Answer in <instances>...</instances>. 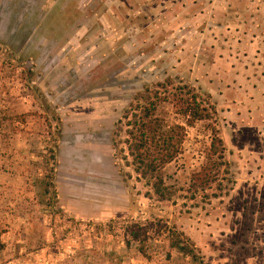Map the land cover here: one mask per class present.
<instances>
[{"label": "rangeland", "instance_id": "rangeland-1", "mask_svg": "<svg viewBox=\"0 0 264 264\" xmlns=\"http://www.w3.org/2000/svg\"><path fill=\"white\" fill-rule=\"evenodd\" d=\"M164 79L216 105L230 189L187 196L205 121L171 200L127 163L119 119ZM168 229L199 264H264V0H0V264H197Z\"/></svg>", "mask_w": 264, "mask_h": 264}, {"label": "trees", "instance_id": "trees-1", "mask_svg": "<svg viewBox=\"0 0 264 264\" xmlns=\"http://www.w3.org/2000/svg\"><path fill=\"white\" fill-rule=\"evenodd\" d=\"M217 115L218 110L210 96L182 80L164 79L147 84L134 96L120 118L127 136L125 159L158 199L171 200L177 193L174 186L166 183L165 168L183 152L188 128L198 121L206 122L210 143L203 164L191 174L187 196L191 199L200 194L210 197L209 191L216 196L231 188L225 184V180L230 181V162ZM126 235L127 243L137 240L141 244L140 251L147 256L141 230L129 228ZM166 236L171 247L194 263H200L199 255L183 233L168 229ZM3 247L0 237V250Z\"/></svg>", "mask_w": 264, "mask_h": 264}, {"label": "flooded vegetation", "instance_id": "flooded-vegetation-1", "mask_svg": "<svg viewBox=\"0 0 264 264\" xmlns=\"http://www.w3.org/2000/svg\"><path fill=\"white\" fill-rule=\"evenodd\" d=\"M121 117H122V116H121ZM121 117H120V118H121ZM119 120H120V119H119ZM113 142H114V141H113Z\"/></svg>", "mask_w": 264, "mask_h": 264}]
</instances>
